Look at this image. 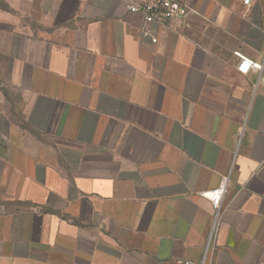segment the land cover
I'll use <instances>...</instances> for the list:
<instances>
[{"label":"crops","instance_id":"obj_1","mask_svg":"<svg viewBox=\"0 0 264 264\" xmlns=\"http://www.w3.org/2000/svg\"><path fill=\"white\" fill-rule=\"evenodd\" d=\"M179 1L0 0V264H264V0Z\"/></svg>","mask_w":264,"mask_h":264},{"label":"built area","instance_id":"obj_2","mask_svg":"<svg viewBox=\"0 0 264 264\" xmlns=\"http://www.w3.org/2000/svg\"><path fill=\"white\" fill-rule=\"evenodd\" d=\"M136 3H127L126 9L130 13L139 14L142 17L145 27L152 24L168 25L173 20H184L193 11L179 0H136ZM243 4L248 5L250 0H242ZM144 36L150 37L145 29ZM155 38H151L155 42ZM237 58L236 70L246 75L255 72L258 75V83L264 86V58L261 62L253 61L240 52H234ZM223 194V188L219 187L207 193H202L212 203L213 209L217 212L220 206V200Z\"/></svg>","mask_w":264,"mask_h":264}]
</instances>
